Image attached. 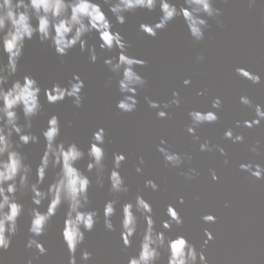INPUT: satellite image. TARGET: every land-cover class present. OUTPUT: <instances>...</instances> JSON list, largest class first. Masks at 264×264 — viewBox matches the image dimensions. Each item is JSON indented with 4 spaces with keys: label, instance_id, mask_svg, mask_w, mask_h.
I'll return each instance as SVG.
<instances>
[{
    "label": "water",
    "instance_id": "95a60500",
    "mask_svg": "<svg viewBox=\"0 0 264 264\" xmlns=\"http://www.w3.org/2000/svg\"><path fill=\"white\" fill-rule=\"evenodd\" d=\"M215 6L222 11L220 19L223 26L209 19L205 37L199 42L192 40L180 17L158 30L154 37L140 31L141 23L152 24L158 20V7L152 11L137 9L125 13V22L119 24L107 6H102L113 30L119 31L127 41V53L147 61L145 65L136 67L147 83L137 95L138 103L133 112H121L116 107L120 97L117 77L103 61L117 52L100 50L94 31L86 36L87 43L96 46L97 60L94 63L89 60L87 50L81 52L78 45L67 55L60 56L48 42H41L34 36L25 42L17 72L9 78V84L12 79L27 74L40 85L42 111L33 118L31 128L37 136L52 114L60 122L58 140L75 142L85 151L93 132L104 129L105 179L103 187H99L95 183L94 172L88 173L93 179L89 189L91 207L101 211L105 200L111 198L107 172L113 166V153H123L126 159L121 162L119 171L129 192L121 196L122 201L132 199L137 192L143 195L152 204L157 228L160 227L159 220L167 218L163 215L165 206L174 205L184 222L179 226L173 225L168 234L181 232L197 248L206 238L203 230L208 228L213 238L203 250L209 264H264V178L256 179L239 169L240 163L249 160L264 163V122L252 128L235 127L236 120L252 118L250 110L239 103L240 95L249 96L254 103L264 104V20H261L264 0H256L252 6L247 0H217ZM201 54L204 60L197 61L196 57ZM236 67L258 73L260 83L252 84L242 78L235 72ZM74 74L84 83L81 106L76 107L73 98L67 96L62 101L48 103L43 90L50 89L53 84L67 87ZM185 78L191 83L184 85L182 81ZM173 91L179 92L180 105L167 109V118H157L156 110L147 105L144 97L162 102L171 98ZM198 91L204 94L197 95ZM215 96L222 101L219 120L201 125L196 134L201 141L207 139L224 147L226 157L218 151H199V142L185 130L189 123L188 112L192 109L210 110L211 99ZM230 127L234 133L244 136L242 142L233 143L224 138V131ZM161 138L167 141L165 147L190 155L191 160H186L181 168L166 166L156 149ZM257 140L261 141L259 154L250 151ZM42 149L41 137L39 143L22 146L21 151L26 161L35 167ZM138 157L144 159L141 173L135 170ZM225 158L227 164L224 163ZM87 160L85 156L77 166L84 170ZM190 167L197 170V175L188 180L180 172ZM210 169L216 172L217 180L211 179ZM55 171L49 169L42 188L47 187ZM146 179H153L159 190L145 188ZM180 196L184 197L182 204L178 201ZM19 199L26 208L33 206L27 194L19 196ZM45 205L46 202L41 208ZM205 213L213 214L215 222L204 223L200 217ZM63 216L62 207L50 222L47 232L38 237L47 249L38 258L34 249L25 247L29 218L26 214L21 216L19 230L12 237L10 247L0 253V264H26L30 257L34 258L33 264H67L68 253L59 236ZM112 221L115 231L105 229L101 218L91 232L85 233L82 247L93 253L88 264H126L128 255L134 254L135 240L132 247L121 250L119 206ZM140 227H143L142 220ZM138 238L137 235L135 239ZM164 258L166 254L162 261ZM77 260L80 264L79 250Z\"/></svg>",
    "mask_w": 264,
    "mask_h": 264
},
{
    "label": "clouds",
    "instance_id": "9594fccd",
    "mask_svg": "<svg viewBox=\"0 0 264 264\" xmlns=\"http://www.w3.org/2000/svg\"><path fill=\"white\" fill-rule=\"evenodd\" d=\"M226 2V0H225ZM249 6L256 0H247ZM217 0H0V253L6 251L12 237L19 230L18 220L27 215L29 233L25 247L34 249L36 258L44 255L47 249L38 239L43 236L52 219L63 207L64 216L59 229V236L67 250V264H78L79 250L80 264H88L93 253L82 247L85 233L91 232L101 221L108 231H115L112 217L117 214L119 206V229L122 251L133 246L135 252L128 255L126 264H209L204 253V246L213 238L208 228L203 230V243L199 248L181 232L169 235L173 225L179 226L183 221L180 212L172 204H167L157 228V220L152 204L139 192L132 199L121 200V196L129 192L119 169L126 157L123 153H113V166L107 172L108 191L111 198L105 200L102 210L91 207L89 189L93 179L88 173L95 174V183L103 187L105 179V149L104 129L93 132L87 150L81 149L75 142L58 140L60 136V122L55 114L48 117L46 126L37 136L31 131L32 120L42 111L40 102L41 87L30 75L22 78H9L17 72L18 62L23 55L25 42L36 36L41 42H48L57 55H67L68 51L77 45L81 52L87 50L91 62H96V46L87 43L86 36L96 32L100 50H116L117 54L104 58L103 63L113 73L116 87L120 93L116 107L125 113L136 110L137 95L146 86V79L136 71L137 66L147 63L144 59L130 56L127 41L119 31L113 30L108 15L103 10L106 5L108 11L119 24L125 22V13L137 9L152 11L159 8V18L152 24L141 23L139 30L149 36H156L157 31L164 29L177 17L183 19L189 36L194 42L202 41L205 31L209 27L208 20H215L217 25L223 26L220 19L222 11L216 7ZM179 4V7L177 6ZM264 20V15L261 16ZM35 22V23H34ZM197 61L204 60L198 55ZM235 72L252 84H258L261 77L258 73L247 70L245 67H236ZM182 83L188 85L190 79L185 78ZM83 81L79 76H73L67 87L53 84L45 88L44 96L48 103L62 101L66 96L73 98L72 102L80 107L83 96ZM198 91L197 95H203ZM147 105L156 110V117L167 118V109L179 106L181 100L179 92L173 91L171 98L158 102L144 97ZM239 103L248 108L251 119L236 120L235 127L252 128L264 122V104L254 103L247 95L239 96ZM222 101L219 96L211 99V109L201 111L192 109L188 112L189 123L185 130L194 141L199 142V151H218L226 157L224 147L205 139L200 140L196 129L203 124H213L219 120L218 112ZM19 109V112L17 111ZM215 110V111H214ZM21 115L23 122L21 123ZM223 136L233 143L242 142L244 136L227 128ZM43 138V149L35 167L26 161L21 151L22 146L36 144ZM163 138L156 145L166 166L181 168L191 156L181 154L165 147ZM261 141H255L250 151L259 154ZM87 156L85 169L77 165ZM224 163L228 160L225 158ZM143 157H138L135 166L137 173L142 172ZM49 169H55L53 179L46 188H42ZM239 169L250 176L264 178V163L249 160L239 164ZM211 179L217 180L214 170H209ZM180 175L191 180L197 175L195 168L181 170ZM144 187L153 191L159 190V185L153 179H146ZM27 194L32 207H25L19 196ZM179 203L184 197H178ZM46 205L41 208V205ZM200 219L204 223L215 222L216 217L211 213L203 214ZM143 227H140V221ZM139 236L138 239H135ZM164 254L166 258L163 259ZM33 257L27 259L26 264H33Z\"/></svg>",
    "mask_w": 264,
    "mask_h": 264
}]
</instances>
